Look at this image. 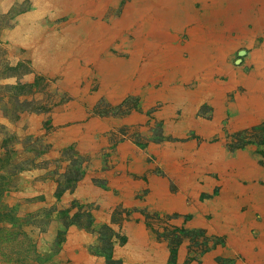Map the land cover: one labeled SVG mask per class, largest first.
<instances>
[{
  "label": "rangeland",
  "instance_id": "rangeland-1",
  "mask_svg": "<svg viewBox=\"0 0 264 264\" xmlns=\"http://www.w3.org/2000/svg\"><path fill=\"white\" fill-rule=\"evenodd\" d=\"M98 1L91 0L99 8ZM114 1L101 14L79 13L76 6L60 12L66 6L60 0H0V225L18 232L4 246L12 262L0 255V264H122L113 252L118 255L126 247L128 235L123 222H93L94 207L79 205L67 195L89 168L109 164L103 156L104 147L95 156L90 152L94 148L91 139L79 143L67 138L69 132H80L77 126L86 122L80 107H90V114L99 118L118 119L133 110L147 112L149 120L143 129L129 135L140 153L153 160L149 142L163 143L160 136L164 125V118L155 114L165 104L174 103L173 97L179 93L178 89L170 92L164 87L165 81L169 85L180 82V76L169 81L174 68L179 69L192 54L202 64L218 60L221 66L231 67H240L252 57L262 60L264 26L250 36L255 25H261V18L255 20V16H261L257 10L249 13L252 20H243L248 35L236 25L229 26L233 14L242 8L226 14L223 11L211 24L216 42L204 45L209 31L192 28L198 22H209L202 15L200 1L191 3L199 16L189 26L180 30L167 21L160 36L156 35L158 28L145 34L137 33L135 27L121 34L117 29H105L103 24L113 26L121 19L130 0ZM224 1H217L215 7H225ZM246 2L261 6L259 0ZM195 39L197 43L193 44ZM222 44L228 49L220 55ZM244 70L251 72L252 64ZM136 75L141 80L149 77L140 85L149 86V90H129L117 99L106 98L103 81H116L118 77L124 80L120 86H132L131 79ZM179 106H174L177 113ZM202 107L204 115L209 114ZM225 133L226 148L232 151L251 143L255 150L250 158L257 162L256 167L264 165V123L244 132ZM79 144L86 150L81 151ZM229 177L234 178L233 174ZM94 179L103 187L106 184ZM241 181L245 188L249 186L250 180ZM226 196H204L200 218L206 227L187 226L174 229L171 235L164 222L156 221L161 216L155 214L152 225L159 237L170 235L176 248L182 240L187 241L188 255L181 264H264V222H260L259 209L243 207L235 211L212 203L219 202L220 197L221 203ZM194 213H188L187 220Z\"/></svg>",
  "mask_w": 264,
  "mask_h": 264
},
{
  "label": "crops",
  "instance_id": "crops-1",
  "mask_svg": "<svg viewBox=\"0 0 264 264\" xmlns=\"http://www.w3.org/2000/svg\"><path fill=\"white\" fill-rule=\"evenodd\" d=\"M250 60H245L240 67H231L221 66L218 60L202 64L190 57L179 69L174 68L169 81L180 76V82L169 85L165 81L164 87L165 91L178 89L179 93L173 97L174 103L165 104L155 114L164 118L160 136L163 143L149 142L154 155L152 161L140 153L131 136L143 129L149 120L147 112L133 110L118 119L115 116L99 118L90 114V107H80L86 122L77 126L80 132H69L67 138L79 143L91 139V148H94L90 152L95 156L104 147L103 156L109 164L89 168L67 195L79 205L94 207L93 222H123L122 228L128 235L124 241L126 247L118 255L113 252V257L122 264L183 263L188 255L187 241L182 240L177 248L173 247L171 236L159 237L152 222L156 220L155 214L161 217L164 214L166 220L159 217L156 221L164 222L168 233L173 232L171 235L176 232L174 229L187 226L206 227L207 223L200 217L203 198L208 193L223 194V197L226 194L221 203V197L219 202L212 203L224 204L231 210L259 209L260 222H264V165L256 167L257 162L250 158L254 145L242 144L232 151L225 147V131L244 132L264 123V54L262 60L258 57ZM250 64L252 71L246 72L244 69ZM133 69L135 72L134 66ZM136 71L139 73L138 66ZM116 79L103 81L107 99H117L129 90L150 89L140 87L149 77L141 80L136 75L131 79L133 85L124 87L119 85L124 80ZM177 104L180 105L178 113L174 108ZM202 106L209 114L204 115ZM79 148L86 150L80 144ZM232 174L234 178L229 177ZM93 177L102 179L106 183L104 187ZM243 179L250 180L246 188ZM258 179L262 180L259 185ZM193 212L194 217L187 220L188 213Z\"/></svg>",
  "mask_w": 264,
  "mask_h": 264
},
{
  "label": "bare ground",
  "instance_id": "bare-ground-1",
  "mask_svg": "<svg viewBox=\"0 0 264 264\" xmlns=\"http://www.w3.org/2000/svg\"><path fill=\"white\" fill-rule=\"evenodd\" d=\"M61 2H66V6L60 10L66 11L69 10L72 6H76L79 10L78 12H89V11H95L98 13L103 14L102 12L106 11L107 8L113 3H115L114 0H99V8L97 7V4H94L91 2V0H60ZM193 1H200L203 4V16L204 19L208 20L209 24H205V21L202 22V25L200 22L196 24L195 26H192L193 30H201L202 28H205L207 31V36L205 34V38L207 39L205 43L202 42V44H213L216 42V39L214 35L217 36L215 32L212 31L214 29L211 27V24L213 21L220 17V13L226 11V13L229 10L236 9L238 11L239 8H242L240 12H235L233 14L232 22H230L229 26L230 28H233L234 25L240 27L243 33H246L244 27H243V20H246V18L253 19V16L249 13L253 10L259 11L261 16H255V20L261 18V25L257 26L255 25V29L253 30V33H250V36L253 34H256L258 29L262 26H264V0L261 1V6L259 8L254 7L250 2H246L245 0H225L226 6L225 7H215V3L217 1L221 0H130L127 5L125 6L124 13L121 17V19L118 22H115L113 26L105 25L103 24L105 29H117L119 34H121L123 31H125L128 28H134L137 33H147L148 29L152 28H158L157 36L163 35L162 33V26L167 25V21L176 29H182L183 27L189 26L188 24L192 22L193 19H195L197 16H199V13H196L191 9V3ZM242 2V4H240ZM263 3V5H262ZM219 4V3H217ZM221 5V4H219ZM225 13V14H226ZM185 19V21H182V19ZM134 30L132 32H134ZM192 30V29H191ZM156 31V32H157ZM206 31V32H207ZM117 31H114L113 34L118 35ZM112 34V35H113ZM150 34V33H148ZM248 35V33H246ZM218 39V38H217ZM233 42H235V39H232ZM197 43L196 39L193 41V44ZM192 46V45H191ZM190 47V46H189ZM193 48V46H192ZM220 55L228 49L226 44H222L220 46ZM192 54V53H191ZM201 55V54H200ZM195 55L192 54V59H194ZM192 62V61H191ZM189 63V62H188Z\"/></svg>",
  "mask_w": 264,
  "mask_h": 264
},
{
  "label": "trees",
  "instance_id": "trees-1",
  "mask_svg": "<svg viewBox=\"0 0 264 264\" xmlns=\"http://www.w3.org/2000/svg\"><path fill=\"white\" fill-rule=\"evenodd\" d=\"M1 208V207H0ZM3 212L0 211V220L3 219L2 217ZM1 223V222H0ZM18 232L15 230L7 229L6 226L0 225V255L3 259H6L7 262H12V258L8 257L7 252L4 250V246L10 243L13 236H17Z\"/></svg>",
  "mask_w": 264,
  "mask_h": 264
},
{
  "label": "water",
  "instance_id": "water-1",
  "mask_svg": "<svg viewBox=\"0 0 264 264\" xmlns=\"http://www.w3.org/2000/svg\"><path fill=\"white\" fill-rule=\"evenodd\" d=\"M243 50H241L240 52H242Z\"/></svg>",
  "mask_w": 264,
  "mask_h": 264
}]
</instances>
